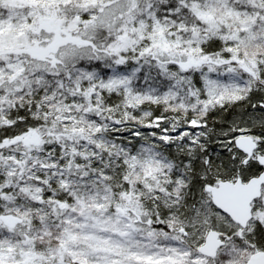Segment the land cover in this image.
Returning a JSON list of instances; mask_svg holds the SVG:
<instances>
[{
	"label": "snow or ice",
	"instance_id": "snow-or-ice-1",
	"mask_svg": "<svg viewBox=\"0 0 264 264\" xmlns=\"http://www.w3.org/2000/svg\"><path fill=\"white\" fill-rule=\"evenodd\" d=\"M0 264H264V0H0Z\"/></svg>",
	"mask_w": 264,
	"mask_h": 264
}]
</instances>
